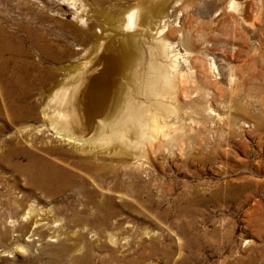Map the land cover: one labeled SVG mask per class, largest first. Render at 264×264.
I'll return each instance as SVG.
<instances>
[{
  "label": "rangeland",
  "instance_id": "374dc122",
  "mask_svg": "<svg viewBox=\"0 0 264 264\" xmlns=\"http://www.w3.org/2000/svg\"><path fill=\"white\" fill-rule=\"evenodd\" d=\"M98 1L0 0V30L9 48L0 57V67L3 64L5 69H0V84L18 74L27 105H35L39 117L59 78L72 75L74 66L89 61L92 56L87 53L99 37L102 63L107 65L111 81L118 83V38L111 35L112 22L132 7L158 0ZM218 1L176 0L174 8L164 10L172 28H180L183 37L196 46L197 53L189 55L191 52L184 54L183 48L174 44L189 61L192 56L197 58L192 65L203 93L193 99L201 98L202 105L200 111L185 115L192 121L186 119L183 128L179 124L168 127L166 133H170L163 138L169 144L160 136L148 157L152 166L137 170L142 185L137 199L140 204L132 194L107 192L112 195L114 212L109 223L92 222V215L98 218L101 214L90 208L79 216L82 222H77L73 215L80 198L73 190L45 194L0 163V264H71L74 259L87 264H264V0H247L250 15L257 17H251L254 27L240 22L234 12H222ZM175 37V32L169 36L171 40ZM245 57L256 58L259 75L250 84L254 88L251 97L239 102L237 95L229 97L228 92L239 83L235 70ZM217 87L224 88L226 96L215 95ZM6 97L11 98L0 86V156L10 136L17 138L18 133L57 144L46 131L36 132L43 124L41 118L11 121ZM224 98H228L226 105L221 103ZM238 106L246 113L240 114ZM208 108L213 112L206 115ZM118 172L128 173L123 167ZM112 177L108 175L105 186L112 185ZM122 180L126 188L129 179L125 176ZM189 235L190 246L186 244Z\"/></svg>",
  "mask_w": 264,
  "mask_h": 264
},
{
  "label": "bare ground",
  "instance_id": "6f19581e",
  "mask_svg": "<svg viewBox=\"0 0 264 264\" xmlns=\"http://www.w3.org/2000/svg\"><path fill=\"white\" fill-rule=\"evenodd\" d=\"M94 1L95 4H99L98 0ZM218 2L222 6V12H234L243 24L249 26L255 24V20L251 18L255 15H250V7L247 0L243 2L220 0ZM175 6L176 0H172L169 3L167 0H158L151 5H138L130 10L128 9L129 11L123 14L122 17L112 22V28L110 27L112 29L111 35L118 38V49L115 52L117 58V74H115L118 75V83L111 81L107 65L102 63V56L99 55V52L102 50L103 43L99 42L100 37L98 36L99 39H97L94 49L87 53V55L92 57L89 61L80 62L76 65L78 67L75 68L74 66L73 72L71 71L72 75L67 73L59 78L57 86L47 96L40 110V117L37 114L38 112H36L35 105H27L24 95L25 90L21 83L23 79L19 81L17 73L16 76L14 74L13 77H9L0 84L2 93L11 97L10 99L6 97L9 99L7 111L10 120L16 121L22 118H30L33 121H38L41 118L43 124L36 132L46 131L52 135V138L57 143L48 145V139L34 138L31 135H27L26 132V135H23L24 132L22 135L18 133L17 138L14 136L11 138L10 136L8 144L6 143V151L0 156V163H5L11 171L23 176L29 186L37 188L45 194L62 193L68 189L73 190L72 193L80 198L79 207L73 215L77 222H82V218L79 216L85 213L87 208H90L92 212L98 210L101 214L98 218L92 215V222L108 224L114 212L112 209V195L111 193L107 194V192H120L125 195L132 194L135 198V203L140 204L137 199L140 197L138 193H140L139 188L142 185H140L137 173L139 171L137 170L146 167V165L148 167L152 166L149 162L150 159H148L149 154L155 149V143H157L159 137H166L165 134L170 133H166L168 127L179 124L183 128L184 121L190 119V115H188L189 117L185 115L191 114V112L194 113L196 110L200 111L201 98L193 99L202 96L200 94L203 93L201 79L198 77L196 68L194 69L192 65V62L197 60V58L192 56L189 61L184 57L187 52H191L189 55L197 53L195 50L196 46L191 39L186 36L183 37V31L180 28H172L168 23L167 13L164 11L167 7L174 8ZM172 32L176 33V37L173 40L169 38ZM3 37V32L0 30V57L9 50ZM176 43L183 48V55L175 49L174 44ZM243 44L244 41L241 48H244ZM254 51L256 52V50ZM249 53L251 55L252 52ZM85 55L83 56L85 57ZM253 58L245 57L237 66L238 70L235 71L238 72L239 83L235 90L232 91L228 87L229 95H237L239 102L251 97L250 95L254 88L250 84L259 75L258 71L255 70L256 58L255 60ZM91 59H94L95 62L91 61ZM3 66L2 64L0 69L3 68L5 71ZM211 67L215 69L213 62ZM232 81L233 79L230 76L228 79L230 87L232 86ZM223 89L222 87H217L215 95L222 97L223 93H225ZM226 100L228 101V98H224L221 103L226 105ZM229 101L231 102V100ZM239 106L240 114H245L246 109L242 106L239 108ZM210 112H213L210 108L205 110L206 115L210 114ZM250 118L252 119L251 116ZM215 120L218 121L217 119ZM19 137L25 141V145L19 142ZM164 141L168 142V140ZM61 144L66 146V149H63L60 146ZM119 167H123L128 171L125 175L129 179L126 188L121 183L123 181L122 178H125V176L124 174H119ZM110 174L113 175V183L111 182L112 185L109 187L104 184H106L105 180ZM146 178L148 179V177ZM89 186H92V188ZM235 189H239V186ZM223 190L221 194L224 193ZM97 191H102V193L100 192L99 194ZM104 191H106V195L103 194ZM83 220V222L87 221L86 219ZM261 225L264 229V223ZM180 234L184 235L183 233ZM111 238L112 235L107 232V239L111 240ZM190 238V235L186 238V244L189 246L192 241V238ZM218 245L220 246V244ZM260 248L262 249V247ZM71 264L87 263H80L77 259H74Z\"/></svg>",
  "mask_w": 264,
  "mask_h": 264
}]
</instances>
